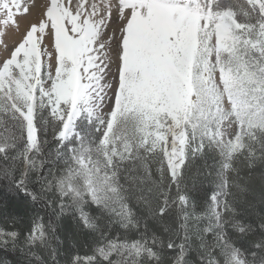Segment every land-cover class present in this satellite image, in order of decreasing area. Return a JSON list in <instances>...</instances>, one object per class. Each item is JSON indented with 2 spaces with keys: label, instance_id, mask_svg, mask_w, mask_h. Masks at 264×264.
Masks as SVG:
<instances>
[{
  "label": "snow or ice",
  "instance_id": "snow-or-ice-1",
  "mask_svg": "<svg viewBox=\"0 0 264 264\" xmlns=\"http://www.w3.org/2000/svg\"><path fill=\"white\" fill-rule=\"evenodd\" d=\"M0 264H264V0H0Z\"/></svg>",
  "mask_w": 264,
  "mask_h": 264
}]
</instances>
